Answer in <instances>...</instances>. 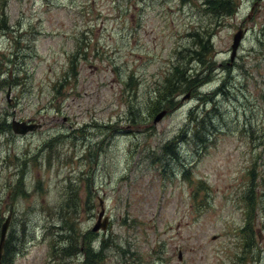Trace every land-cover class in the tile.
Returning <instances> with one entry per match:
<instances>
[{"label":"rangeland","instance_id":"374dc122","mask_svg":"<svg viewBox=\"0 0 264 264\" xmlns=\"http://www.w3.org/2000/svg\"><path fill=\"white\" fill-rule=\"evenodd\" d=\"M232 1L0 0L1 264H264V0ZM177 65L191 81L168 101Z\"/></svg>","mask_w":264,"mask_h":264},{"label":"trees","instance_id":"16d2710c","mask_svg":"<svg viewBox=\"0 0 264 264\" xmlns=\"http://www.w3.org/2000/svg\"><path fill=\"white\" fill-rule=\"evenodd\" d=\"M205 3L209 7H214V9L218 10V12L215 13L217 16H222V15L230 16V15L234 14V12H235V5L233 4L232 0H206ZM209 11H211V10H209ZM195 35H196L195 36L196 37L195 43H197V39H198V37L200 35V32L197 31L195 33ZM76 40H77L76 48L73 51L75 56L73 57V59H71V62H70V65H69V72L70 71H74L75 69L79 68V61L78 60H81V58L82 59H87L89 57V55H90V53H89L90 50L89 49H91V45H92L91 44V40L88 39V37H85L83 39L77 38ZM198 42H199V45H201L203 48H206V46H205L206 42L205 41L200 39ZM79 56H80V59H78ZM202 60H203V58L201 57V61ZM69 72H68V74H69ZM170 74L174 75L176 77V80H174V78H172V75H170ZM170 74L165 77L164 85H163V88L166 86L165 91L170 92L166 96L168 98V101L171 100L172 97L177 94L178 90L184 84L189 83L191 81V78H190L191 76L188 73L187 69L184 71V68L182 66H180V65L175 66L174 67V72L172 73V71H171ZM67 77H69V76H65L64 77V81H66ZM210 78H211L210 71H207L203 75L202 81H207ZM17 84H20V82L19 81L16 82V85ZM226 86H227V84L225 82H223L222 87H220L219 90L216 93L218 95L219 94H225L226 93ZM207 96H209V97L207 98ZM210 101H212V96L207 93L206 94V99L204 100V102L207 103V102H210ZM213 108H215V107H213ZM208 115H209V112L207 110L206 113L203 116H200L199 118H195L194 117L191 120V121H198L196 123H200V125L196 128V131H195L194 135L203 137L204 140H206L207 137H208V134L203 132L207 128L206 119L208 118ZM4 124L6 125L7 123L5 122ZM11 128H12V126H11ZM174 144H175V142L167 143L165 145L166 152L168 154H171L174 157H179L177 149L174 146ZM254 185H255V182L251 184V188H253ZM244 197H245V199H247L248 201L251 202L254 199V192L252 190H250V191H248L246 193V195ZM59 235L62 237V234H59ZM51 243L54 244L53 241ZM55 246H56V243L54 244L53 247L55 248ZM74 246L75 245L71 244V245L66 246V247H61V250L62 251H67L68 254H71V253H73L72 248ZM8 250H9V247L6 245L5 248H4V257L9 252ZM78 250H79V248H78ZM97 255H98V252H95L93 260L97 261L96 259L98 258L99 262H103V259L98 257Z\"/></svg>","mask_w":264,"mask_h":264},{"label":"water","instance_id":"95a60500","mask_svg":"<svg viewBox=\"0 0 264 264\" xmlns=\"http://www.w3.org/2000/svg\"><path fill=\"white\" fill-rule=\"evenodd\" d=\"M260 0H257L255 2V5L252 7V10L255 9V7L259 4ZM247 33V28L240 27L238 31L234 34L233 36V43H232V51H231V57H230V62L229 64L231 65L237 56L238 49L242 43V40L244 39L245 35ZM188 97V96H187ZM166 110L161 111L157 115V119L162 118L166 114ZM11 125L13 128L14 133L19 134V135H25L27 133L33 132L34 130H37L39 127H41L40 123L36 122H30V121H22L18 119H13L11 121ZM102 210L99 213L98 220L96 224L93 226V231H100V229H106L109 221V217L105 216V207L102 206ZM104 219V220H103ZM10 224V217H8L5 222L2 224L1 227V234H0V264L3 258V250H4V244L6 241V236L8 232V227ZM180 258L182 257V254H180Z\"/></svg>","mask_w":264,"mask_h":264},{"label":"flooded vegetation","instance_id":"af4514ba","mask_svg":"<svg viewBox=\"0 0 264 264\" xmlns=\"http://www.w3.org/2000/svg\"><path fill=\"white\" fill-rule=\"evenodd\" d=\"M254 4H255V2H254ZM254 4H253V5H254Z\"/></svg>","mask_w":264,"mask_h":264}]
</instances>
